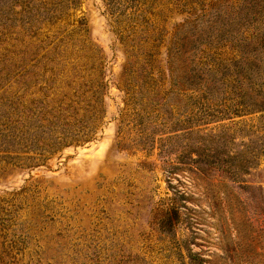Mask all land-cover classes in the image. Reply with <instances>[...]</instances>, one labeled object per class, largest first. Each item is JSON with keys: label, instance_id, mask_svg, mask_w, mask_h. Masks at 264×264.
Returning <instances> with one entry per match:
<instances>
[{"label": "rangeland", "instance_id": "1", "mask_svg": "<svg viewBox=\"0 0 264 264\" xmlns=\"http://www.w3.org/2000/svg\"><path fill=\"white\" fill-rule=\"evenodd\" d=\"M132 2L0 0V264H264V0Z\"/></svg>", "mask_w": 264, "mask_h": 264}, {"label": "trees", "instance_id": "2", "mask_svg": "<svg viewBox=\"0 0 264 264\" xmlns=\"http://www.w3.org/2000/svg\"><path fill=\"white\" fill-rule=\"evenodd\" d=\"M133 0H131V2H132ZM133 3V2H132ZM149 77H151V75H150V73H147L146 72V78H149ZM194 92V91H193ZM261 96H262V94H261ZM260 105H261V108L258 110L260 113H262V115H261V119L263 118L264 119V91H263V96H262V100H260ZM245 107H248V106H245ZM246 108H235L234 109V112H233V114L234 115H236V116H241V113L242 112H244V111H246L247 113H249V114H253V113H255V111H253V110H250V108L248 109H246ZM93 124H94V129H95V122H93ZM91 125L92 124H87V126H85V128L84 129H86V131H87V133H88V130L90 129V130H92V127H91Z\"/></svg>", "mask_w": 264, "mask_h": 264}]
</instances>
